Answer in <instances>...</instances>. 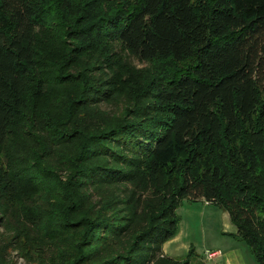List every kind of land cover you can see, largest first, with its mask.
<instances>
[{"label": "trees", "instance_id": "obj_1", "mask_svg": "<svg viewBox=\"0 0 264 264\" xmlns=\"http://www.w3.org/2000/svg\"><path fill=\"white\" fill-rule=\"evenodd\" d=\"M184 201L264 264V0H0V264H193Z\"/></svg>", "mask_w": 264, "mask_h": 264}, {"label": "rangeland", "instance_id": "obj_2", "mask_svg": "<svg viewBox=\"0 0 264 264\" xmlns=\"http://www.w3.org/2000/svg\"><path fill=\"white\" fill-rule=\"evenodd\" d=\"M129 60L137 67L144 66L135 57H130ZM178 213L183 218L181 223L183 234L175 245L169 244L167 247L170 251L174 246L176 252L173 253L178 257H186L184 255L193 246L195 251L193 264H258L246 243L222 233L236 230V226L230 220L224 219L223 214L228 216L226 211L214 205L203 206L202 202L191 204L185 201L184 206L178 209ZM227 224L232 226V230L227 228ZM214 249H219L221 255L208 258L205 255L206 251ZM19 262L23 263L24 260L19 259Z\"/></svg>", "mask_w": 264, "mask_h": 264}, {"label": "crops", "instance_id": "obj_3", "mask_svg": "<svg viewBox=\"0 0 264 264\" xmlns=\"http://www.w3.org/2000/svg\"><path fill=\"white\" fill-rule=\"evenodd\" d=\"M185 202V201H184ZM187 202V201H186ZM189 203H191V204H194V203H197V202H190V201H188ZM200 203L202 202L203 203V206L204 205H211V204H208L207 202H205V201H199ZM198 202V203H199ZM184 206V203L182 204V206L181 207H183ZM181 207L179 208V210L181 209ZM224 215V219H226V220H230V217H229V214H228V216L227 215H225V214H223ZM181 217H182V215H181ZM183 219V218H182ZM181 223H182V221H181ZM227 228H230L231 230H232V226L231 225H229V224H227ZM236 231H237V228H236V230H232V231H223L222 233L223 234H226V235H228L229 233H236ZM183 234V232H181V224H180V229H179V232H178V234L173 238V239H171L170 241H168V242H166L165 244H164V252H165V254H167V255H169V256H172V257H178L177 255H175V253H173V252H176L175 251V247L173 246V247H171V252L169 251V249L167 248L168 247V245L169 244H173V245H175L176 244V242L180 239V237H181V235ZM229 236H231V237H233L232 235H229ZM233 239H235L234 237H233ZM235 240H237V239H235ZM237 241H239V240H237ZM193 244V243H192ZM191 244V245H192ZM190 245V246H191ZM189 250H190V248H189ZM189 250H188V252H187V254L189 253ZM214 250H219V249H214ZM213 250V251H214ZM220 251V250H219ZM186 254V255H187ZM186 255H184V256H186ZM205 255H206V253H205ZM206 258V257H205ZM207 259V258H206ZM231 261H232V259H230ZM208 263V262H207Z\"/></svg>", "mask_w": 264, "mask_h": 264}, {"label": "built area", "instance_id": "obj_4", "mask_svg": "<svg viewBox=\"0 0 264 264\" xmlns=\"http://www.w3.org/2000/svg\"><path fill=\"white\" fill-rule=\"evenodd\" d=\"M206 255L208 258H213V257H216L218 255H221V251H219V250H214V251L207 250Z\"/></svg>", "mask_w": 264, "mask_h": 264}]
</instances>
